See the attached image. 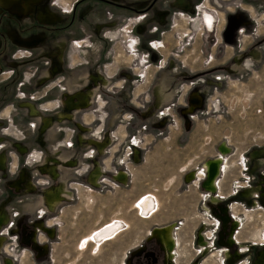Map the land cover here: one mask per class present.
I'll return each mask as SVG.
<instances>
[{
    "label": "rangeland",
    "instance_id": "rangeland-1",
    "mask_svg": "<svg viewBox=\"0 0 264 264\" xmlns=\"http://www.w3.org/2000/svg\"><path fill=\"white\" fill-rule=\"evenodd\" d=\"M153 3L164 25L148 41ZM0 64V264L161 256L156 227L173 228L167 264H264V0H41L28 15L0 5ZM81 95L88 105L68 110ZM217 156L211 193L201 172ZM57 188L66 197L51 207ZM147 194L155 210L139 215ZM113 219L124 225L99 248L84 240Z\"/></svg>",
    "mask_w": 264,
    "mask_h": 264
},
{
    "label": "flooded vegetation",
    "instance_id": "flooded-vegetation-1",
    "mask_svg": "<svg viewBox=\"0 0 264 264\" xmlns=\"http://www.w3.org/2000/svg\"><path fill=\"white\" fill-rule=\"evenodd\" d=\"M8 1H15L17 4H13L14 6H12V4H10V5L6 4V6H5L0 2V5L9 8L12 11H16L18 13H21L23 15H28L29 14V6L31 4H33V5L38 4L41 0H8ZM184 3H185V1H183V4ZM205 16H210V14L204 12L203 15L201 16V20L204 24V28H205V30L207 29L206 31H208V29H210V31H212L213 24H214L213 17L211 16L212 21H210V23H209L210 25H208V23L205 21ZM201 100L202 99L199 95L194 94L190 100L191 101V107L190 106L188 107L190 109L188 111V113L191 114L195 111L196 108L201 107V105H202ZM88 101L89 100H87L86 95H81L79 97V100L77 103L72 101V100H69L67 102L68 110H71L73 108L77 109L81 106H85L88 103ZM31 113H32V109H31ZM35 113H32V115H35ZM61 114L62 113H60V115ZM62 117H63V115H62ZM48 124H49V120H46L45 125H44V129L48 126ZM92 145H96V147L101 151L102 147L104 146V143H101L100 141L99 142L94 141ZM225 149H226V147L223 146L221 148V151H222L221 153H224ZM216 159L219 160V169H218L219 171H218V176L213 181L214 191H216L215 184H216L217 178L221 174V165L223 162V157L217 156L214 160H216ZM2 164H3V161L0 158V165H2ZM208 168H209L208 164H205L204 168L201 172V174L203 175V179L201 180V182L203 180H205ZM100 177H101V171H100V167H98V170L93 171L91 173V175L89 176V181H90V183H92V185H95V184L97 185ZM196 178H197V175H196V173L193 172L189 176L188 180H195ZM114 180L118 181V183H120V184H125V183H127V174L125 172L121 171L116 176V178ZM59 190H60V188H57L56 190L51 189L46 194L45 198L51 207H55V206L61 204V202H63L64 198L66 197V195L57 197ZM212 202H214V203L218 202V198L214 196L212 198ZM2 218H4V220H5V216H2L0 214V223L3 221V220H1ZM172 229H173L172 227H156V228L150 230V232H149V237L151 238V239H149V241L150 240L154 241L155 245L158 247V254H160L161 256H158L157 253L153 252V251L146 253V248H141V249L137 250V253L134 254V255H138V256H131L128 259L127 264H158V263L167 264L169 261H173L175 258L174 256H175L176 239L173 236ZM49 232H48V230L44 231V233L47 236H50V238H52L53 231L50 230ZM205 235L206 234H203L200 232V234L196 238H197V240H199L201 245L205 246V248H208V246H210L211 242L205 241ZM34 246H35L34 251L37 255L43 256L45 254L44 253V251L46 249L45 247H43V246L41 247V246L36 245V244H34ZM225 250L226 249H224V251ZM133 257H135V258H133ZM164 258H165V260H164Z\"/></svg>",
    "mask_w": 264,
    "mask_h": 264
},
{
    "label": "bare ground",
    "instance_id": "bare-ground-1",
    "mask_svg": "<svg viewBox=\"0 0 264 264\" xmlns=\"http://www.w3.org/2000/svg\"><path fill=\"white\" fill-rule=\"evenodd\" d=\"M0 2L5 6H6V4H8V5L12 4V6H14L13 4H17L15 1H8V0H0ZM205 21L208 23V25H210L209 23H210V21H212L211 15L205 16ZM157 93L158 92H156V96H157ZM86 98H87V100L90 99V98H88L87 95H86ZM190 104H191V101H190ZM32 113H35L34 108L32 109ZM65 114H67V113H65ZM62 115H64V113L61 114V117H62ZM136 162H138V160ZM205 164H208L209 168L207 169L206 178L202 182H205L204 183V186L206 187L205 190L212 193V192H215L214 187H213V181L218 176L219 160H217V159L216 160L211 159L209 161L207 160ZM203 168H204V166H203ZM52 171H53V173H55L54 170H52ZM202 187H203V185H202ZM61 189L62 188H60V190L57 194V197L65 196V195H63V191ZM154 203H155L154 198L149 194H147L146 196L140 197L138 199L137 205H136L138 214L139 215H148L149 213H151V211H153V208L155 210V207H156V206L154 207ZM143 217H145V216H143ZM146 218H147V216H146ZM123 225H124L123 220L113 219L110 222H108L107 224H104V225L98 227L97 230H92L89 233V235L84 238V240H92V242L94 243V247L99 248V243L102 242L103 239L114 235L116 232L118 233L119 229ZM84 242L85 241H83V243Z\"/></svg>",
    "mask_w": 264,
    "mask_h": 264
},
{
    "label": "crops",
    "instance_id": "crops-1",
    "mask_svg": "<svg viewBox=\"0 0 264 264\" xmlns=\"http://www.w3.org/2000/svg\"><path fill=\"white\" fill-rule=\"evenodd\" d=\"M152 8L148 10L145 14V17L148 18L147 25L144 26V29L146 33H148L149 39L148 41L154 40L156 38V32H153V30L157 31V28H161L164 25V17H165V5L163 3H153L150 5ZM175 5H172L174 7ZM176 8V7H175ZM159 17V20L157 17ZM157 29V30H156ZM147 41L146 46L149 48L147 55L150 56V53H152V46L150 45V42ZM150 52V53H149ZM1 66V64H0Z\"/></svg>",
    "mask_w": 264,
    "mask_h": 264
},
{
    "label": "trees",
    "instance_id": "trees-1",
    "mask_svg": "<svg viewBox=\"0 0 264 264\" xmlns=\"http://www.w3.org/2000/svg\"><path fill=\"white\" fill-rule=\"evenodd\" d=\"M60 29H62V27H52V28L51 27H48V28H45L46 32L57 31V30H60ZM2 50H4V46H3V49Z\"/></svg>",
    "mask_w": 264,
    "mask_h": 264
},
{
    "label": "water",
    "instance_id": "water-1",
    "mask_svg": "<svg viewBox=\"0 0 264 264\" xmlns=\"http://www.w3.org/2000/svg\"><path fill=\"white\" fill-rule=\"evenodd\" d=\"M206 180H207V179H206ZM204 183H205V182H203V187L206 189V187L204 186Z\"/></svg>",
    "mask_w": 264,
    "mask_h": 264
},
{
    "label": "built area",
    "instance_id": "built-area-1",
    "mask_svg": "<svg viewBox=\"0 0 264 264\" xmlns=\"http://www.w3.org/2000/svg\"><path fill=\"white\" fill-rule=\"evenodd\" d=\"M144 56H146V55H144Z\"/></svg>",
    "mask_w": 264,
    "mask_h": 264
}]
</instances>
